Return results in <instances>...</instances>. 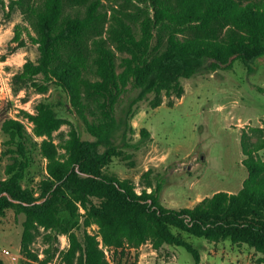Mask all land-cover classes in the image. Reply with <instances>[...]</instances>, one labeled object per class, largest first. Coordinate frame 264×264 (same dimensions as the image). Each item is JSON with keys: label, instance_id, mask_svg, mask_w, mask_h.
<instances>
[{"label": "trees", "instance_id": "1", "mask_svg": "<svg viewBox=\"0 0 264 264\" xmlns=\"http://www.w3.org/2000/svg\"><path fill=\"white\" fill-rule=\"evenodd\" d=\"M0 1L4 8L19 10L27 24L15 25L13 42L23 47L27 39L38 50L35 62L23 64L18 82L39 93L58 85L90 136L81 139L71 128L55 145L52 135L65 121L43 102L33 114L26 113L33 134L45 138L39 147L47 174L35 192L21 184L29 166L23 160L24 125L3 121V131L23 159L8 166L7 177L0 180V217L9 209L24 215L23 253L31 255L34 230L41 227L67 236L66 264H106L100 244L119 249L149 239L154 248L183 247L198 264V249L181 234L244 243L264 256V162L255 158L264 138L251 142L246 133L241 135L248 177L237 193L219 191L192 208L164 207L160 186L138 193L130 181L104 171L113 158L123 157L115 133L122 126L132 132L129 119L148 95L179 97L182 79L229 68L235 59L251 71L250 64L264 57V0ZM105 1L118 7H112L107 28ZM131 5L132 11L124 9ZM128 90L135 93L120 107ZM158 104V98L151 103ZM140 133L149 137L145 128ZM93 224L97 235L86 230ZM80 225L82 241L74 232Z\"/></svg>", "mask_w": 264, "mask_h": 264}, {"label": "rangeland", "instance_id": "2", "mask_svg": "<svg viewBox=\"0 0 264 264\" xmlns=\"http://www.w3.org/2000/svg\"><path fill=\"white\" fill-rule=\"evenodd\" d=\"M3 2L6 5L9 0ZM104 6L108 9V21L104 25L107 28L112 7H118L114 1H105ZM124 9L132 11L134 6ZM17 24L27 26L21 12L4 8L0 1V180L7 177L8 166L23 159L2 129L5 119L18 120L27 134L23 160L29 162L21 184L38 192L47 174L46 159L39 147L45 138L33 134V125L26 113L33 114L35 106L43 102L65 121L52 135L55 145L67 138L71 128L76 129L81 139L90 136L58 85L50 84L46 92L39 93L28 84L18 82L16 76L23 64L28 60L35 62L38 50L27 39L23 47L13 42ZM250 66L251 71L235 59L229 68L203 70L182 79L183 92L179 97L167 96L164 92L158 97L148 95L137 103L134 115L129 119L132 132L122 126L115 133L113 141L123 147V157L113 158L104 171L130 181L138 193L143 189L151 192L160 186L159 200L167 208H192L219 191L237 193L248 177L243 165L245 155L240 144L241 135L246 133L251 142L264 138V57L256 59ZM134 93L132 90L125 92L120 107ZM157 98L159 104L152 107L151 103ZM143 128L149 132V137H141ZM57 149L64 152L60 147ZM255 158L264 162V148L255 153ZM23 220V214L15 215L10 209L0 217V262L66 264L63 254L69 248L67 236L41 227L34 230L29 246L31 255L21 251ZM86 230L98 234L94 224ZM74 232L82 241L84 228L80 225ZM181 235L198 249V264H264V256L244 243ZM99 247L106 264H196L183 247L163 244L154 248L150 239L137 247L124 245L113 249L102 244Z\"/></svg>", "mask_w": 264, "mask_h": 264}, {"label": "built area", "instance_id": "3", "mask_svg": "<svg viewBox=\"0 0 264 264\" xmlns=\"http://www.w3.org/2000/svg\"><path fill=\"white\" fill-rule=\"evenodd\" d=\"M5 253H6L7 255H11V254H9V252H8V251H5Z\"/></svg>", "mask_w": 264, "mask_h": 264}]
</instances>
